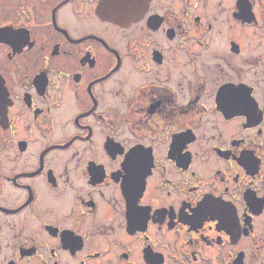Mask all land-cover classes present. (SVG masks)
<instances>
[{
	"label": "flooded vegetation",
	"instance_id": "flooded-vegetation-1",
	"mask_svg": "<svg viewBox=\"0 0 264 264\" xmlns=\"http://www.w3.org/2000/svg\"><path fill=\"white\" fill-rule=\"evenodd\" d=\"M0 264H264V0H0Z\"/></svg>",
	"mask_w": 264,
	"mask_h": 264
}]
</instances>
